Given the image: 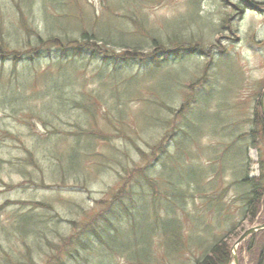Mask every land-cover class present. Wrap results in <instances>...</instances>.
Wrapping results in <instances>:
<instances>
[{
  "label": "rangeland",
  "instance_id": "rangeland-1",
  "mask_svg": "<svg viewBox=\"0 0 264 264\" xmlns=\"http://www.w3.org/2000/svg\"><path fill=\"white\" fill-rule=\"evenodd\" d=\"M12 1L0 0V14L15 39L20 10ZM26 1L19 3L28 25L42 27L43 18L69 39L84 31L109 46L75 44L84 56L43 58L33 77L19 81L12 71L23 63L0 65V264L40 236L50 241L32 250H42L34 260L45 264L43 254L75 232L72 221L91 225L122 189L124 206L111 222L129 237L127 254L134 243L150 251L144 264H195L230 232L232 250L244 231L264 223V207L260 220H244L240 184L247 172L259 173L245 133L264 91V13L240 0ZM252 1L264 9V0ZM156 41L198 53L156 58ZM121 56L128 61L119 64ZM138 168L144 173L127 185ZM28 212L41 230L21 239L15 220ZM94 239L87 250H102ZM242 245L238 263L251 264L244 251L239 257ZM97 260L82 251L80 264Z\"/></svg>",
  "mask_w": 264,
  "mask_h": 264
},
{
  "label": "trees",
  "instance_id": "trees-1",
  "mask_svg": "<svg viewBox=\"0 0 264 264\" xmlns=\"http://www.w3.org/2000/svg\"><path fill=\"white\" fill-rule=\"evenodd\" d=\"M19 2H21V0L12 1V6H14V8L18 6L20 10V12L15 13L17 19L20 21V27L16 28V32L18 33V35L16 37L15 35H13L15 39L11 37L10 32H7V30H9L7 27L8 24H6L4 21V15L0 14V16H2L0 17V65L5 64L7 61L12 63L14 67H16L20 63L24 64L22 71L20 70V72H17V75H15L16 70L12 71V80L16 79V81H19L20 77H25L26 79H30L31 77H33L34 65L43 58H46L47 60L56 58L59 60L62 59L64 61L65 58L72 60V58L84 56V52H82L81 47L76 46L75 44H88V42H93V44L96 45V42H106L99 41L95 34H89L88 32L84 31L80 32V38L75 37L69 39L68 35L63 30L62 25H48L43 18L42 20L43 22H45V24L42 25V27L37 23L28 25L27 20L29 15H26V13L22 12L23 8L20 7ZM11 30H13V28ZM57 30L60 32H57ZM156 42L157 43H155V46L160 48V53L158 54L160 57L156 58L170 56L179 58L185 54L198 53L197 48H195L194 50H181L183 46L181 44L175 46V49L180 48V50L170 51L169 49L165 48L164 44L160 43L159 41ZM104 44L107 45L108 42ZM126 48L129 49L128 53H133L135 54L134 56L142 54L139 48H129L126 45L121 46V49ZM97 54L100 53H96L94 51L93 56L97 57ZM115 59L116 57L112 58L111 62L113 63V65L115 64V66H118L117 62H114ZM133 60L135 59H132L130 61ZM140 60L143 61V59L141 58H139L137 61ZM127 61L128 60H125V58L121 56V61L119 62V64ZM28 74L29 76L27 77ZM1 80L2 74H0V82ZM18 91H21L20 87L18 88ZM254 109L255 110L252 114L253 129L248 133H245V136L249 137L250 148L258 150L259 173L257 176H250V174L247 172L244 178L240 180L241 186L247 188V193H245L242 197V201L244 209V220L248 221L249 223H252L257 219H261H259V217H261V214L263 212L262 209L264 207V158L262 157V150L264 149V115L262 112L260 101L258 102L257 107H255ZM242 138V136L239 137V139ZM151 151L152 154L155 152L154 149H152ZM29 162L34 163L33 159L31 158ZM143 171L144 170L138 168V170L134 169L131 171V173H128L127 176L129 179H127L126 184L128 185L129 183H132L131 179L133 178V176L142 174L144 173ZM124 187H126V185ZM126 193V189L118 191L114 196V200L110 203L108 201L109 205L98 212L97 215H99L98 217H100L101 219H98V217L96 218V220L98 219L96 228L93 226L96 220L91 225H85L83 229L78 227L77 223L72 221L71 224L73 225V229L75 230V232L69 238L62 240L58 244H54L56 246L53 247V250H51L49 254H43L46 256L44 258L46 259L45 264H80V256L82 251L93 252L98 255L96 264H112L111 259L114 256H127V259H129V261L135 262L137 264L146 263V260H149L150 251L138 250V248H135L134 243V248L131 249L127 254L128 250H125L126 247L124 246L123 240H127L129 237H126L124 234H122V232L118 230L114 223L111 222L112 217L117 216L118 214L116 206L118 208L120 206H124ZM101 203L103 205L105 204V201H102ZM119 203L121 205H119ZM41 206L44 207V204H42ZM124 208L127 213L130 212L127 205ZM35 219L36 217L30 212L19 214V216L15 220V223H17L15 224V226L17 225L15 234L21 239H25L27 233L34 234L35 231L39 232L41 229L35 230V228H37L36 223L40 225V221ZM27 222L28 226H32L31 228H28L26 226ZM232 234L233 232H230L228 236H225V238L217 241L210 248L208 254L203 258L197 260L195 264H230L232 250L231 246L229 245V237ZM32 238V246L25 243L28 250H22V253H18L16 257L7 255L3 262L5 264H36V259L34 260V256L36 255L37 257H41L40 255L42 254V250L32 249L37 247L38 243H43L45 240H50L47 237L42 236ZM93 238H95L94 241L97 240L100 244L99 246L97 245V247H103L102 250H87L91 248V246H89L88 244V241ZM130 238L133 239V242L137 241V236H132ZM243 251L250 258L251 264H264V230L259 231L255 235L251 236L245 243H243V245L239 249L240 259Z\"/></svg>",
  "mask_w": 264,
  "mask_h": 264
},
{
  "label": "water",
  "instance_id": "water-1",
  "mask_svg": "<svg viewBox=\"0 0 264 264\" xmlns=\"http://www.w3.org/2000/svg\"><path fill=\"white\" fill-rule=\"evenodd\" d=\"M242 1H244L246 3V5L249 6V8H251L257 12L264 13V9L252 4L249 0H242ZM260 103H261L262 112L264 115V92L262 94ZM262 230H264V224H262L260 226L252 227V228L243 232V234L238 238V240L236 241L235 245L232 248L231 260L233 261V264H238V257L236 255V247H238L239 245L244 243L246 240H248L249 237L253 236L257 232L262 231Z\"/></svg>",
  "mask_w": 264,
  "mask_h": 264
}]
</instances>
